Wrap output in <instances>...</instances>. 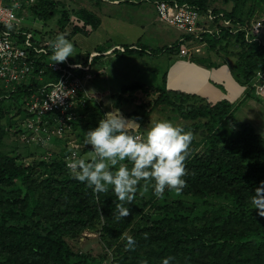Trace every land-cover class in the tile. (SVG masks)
Wrapping results in <instances>:
<instances>
[{
	"label": "trees",
	"instance_id": "1",
	"mask_svg": "<svg viewBox=\"0 0 264 264\" xmlns=\"http://www.w3.org/2000/svg\"><path fill=\"white\" fill-rule=\"evenodd\" d=\"M178 1L204 15L212 10L214 28L204 34L208 49L235 55L232 73L253 93L256 72L264 70V46L258 40L248 42L245 36L253 21L264 22V0ZM219 3L231 6L227 9ZM56 11L61 12L59 32L64 33L63 24H70L71 16L61 0H37L18 14L47 22ZM74 13L78 19L71 24L72 33H87V26L94 30L100 24L93 9L80 6ZM179 45L167 50L179 51ZM37 85L20 84L12 92L0 86L4 95L0 98V264H161L168 256L175 257L173 264H264V216L252 202L255 188L264 181V137L236 118L231 102L211 103L195 94L170 91L165 77L156 88L141 84L122 88L118 98L136 89L147 95L139 96L136 108L141 112L128 114L140 127L147 121L144 113L166 106L187 120L181 126L194 138L182 192L177 195L166 188L163 198H157L150 188L125 205L130 208L127 217L117 219L115 193L97 195L73 178L67 166L69 151L61 146V138L35 143L26 156L3 152L4 137L21 130L13 127H19L27 115L26 103ZM101 110L95 103L79 107L66 134L75 133L83 120L88 130L95 127ZM85 112H91L93 120L82 118ZM128 130L133 135L137 131L131 126ZM88 149L91 146L81 152ZM85 231L98 234L101 253L92 255L70 244ZM129 236L136 241L132 249L127 247Z\"/></svg>",
	"mask_w": 264,
	"mask_h": 264
},
{
	"label": "built area",
	"instance_id": "2",
	"mask_svg": "<svg viewBox=\"0 0 264 264\" xmlns=\"http://www.w3.org/2000/svg\"><path fill=\"white\" fill-rule=\"evenodd\" d=\"M36 1L0 0V83L10 92L20 84H38L26 103L27 115L21 121L20 134L23 142H40L45 145L51 143L55 137H64L76 119L77 109L87 106L90 96L85 91V83L94 76L91 67L93 57L97 54H89L84 63L69 59L65 62H54L51 47L53 40L45 39L39 31L34 35L19 21V10ZM119 1L124 0L111 2ZM125 1L151 3L161 21L175 26L198 43L204 41L205 33L211 32L208 28L209 22L216 17L211 9L204 15L198 8L178 0ZM229 23V19L224 21L225 25ZM262 26V19L253 21L249 32H246V40H257ZM116 48L125 51L120 46ZM195 50L199 51V48L183 44L179 47V54L189 56ZM47 75L52 77L46 79ZM251 86L255 94L264 98V70L256 72ZM3 96L0 95V98ZM135 135L140 136L137 133ZM77 153L79 152L74 149L66 157L67 160L79 158Z\"/></svg>",
	"mask_w": 264,
	"mask_h": 264
},
{
	"label": "clouds",
	"instance_id": "3",
	"mask_svg": "<svg viewBox=\"0 0 264 264\" xmlns=\"http://www.w3.org/2000/svg\"><path fill=\"white\" fill-rule=\"evenodd\" d=\"M51 47L54 62L75 56L73 42L63 34L55 38ZM129 122L119 109L105 113L85 133L84 147L91 146L89 154L67 164L73 178L85 183L93 193H115L119 201L117 219L129 215L130 208L125 205L132 204L141 186L144 193L151 188L157 198H163L166 188L177 195L182 192L194 138L191 131L168 119L157 120L141 138L129 132ZM252 202L253 209L264 216V181L255 188ZM135 243L133 237H127L129 249ZM174 260L168 256L161 264H173Z\"/></svg>",
	"mask_w": 264,
	"mask_h": 264
},
{
	"label": "rangeland",
	"instance_id": "4",
	"mask_svg": "<svg viewBox=\"0 0 264 264\" xmlns=\"http://www.w3.org/2000/svg\"><path fill=\"white\" fill-rule=\"evenodd\" d=\"M63 2V5L70 10V24H63L65 32H59L60 25L58 24V19L61 18V12L56 11L55 14L50 18L47 22H43L42 20H39L37 18L33 19L30 15L25 16V14H21L19 16L20 23L23 26H26L31 30L34 35H37V31L43 33L45 39H51L55 40V38L63 34L71 40L74 44V54L75 56L69 57L71 61H83L86 62V57L89 55L90 51L92 50H102V49H110L115 44L120 43H130V42H138L140 44L146 45L150 47V49L153 52H158L156 57H162V65H155L152 62H158L159 60H156L154 58H151L152 63V71L155 72L159 69L163 70L164 63H166V56H170V53L167 50L168 45L172 43H178V41L183 38V33L176 28L175 26L169 25L167 23H164L160 19H158L157 14L155 16L154 10L152 7H150L149 2H141L139 5L134 4L132 2L128 1H122L121 3H109V2H99V6H95L93 4V1L90 0H61ZM92 3V4H91ZM220 6H223V4L219 3ZM85 7L87 9H93L96 14L100 18V24L96 29H91V27L87 26L86 29L88 30L87 33L83 32H77L72 33V26L71 24H74L77 22L78 16L74 13L75 8L78 7ZM143 7H149V11H141ZM225 7H228V4L225 5ZM73 9V11L71 10ZM229 9V8H227ZM156 13V11H155ZM61 20V19H60ZM63 22H60L62 24ZM188 46H191L192 44L189 42L186 43ZM111 50H114L112 48ZM165 50V51H163ZM163 51V52H162ZM161 52V53H160ZM97 54L96 56H98ZM95 56V62L92 63V68L101 63L104 60V63H106L107 57L103 56ZM123 55L119 54L118 52L113 53V55L108 56V63H110L111 60L118 58V62H122L120 58H122ZM144 59V57L142 58ZM172 58L168 60L169 63H171ZM122 64V63H121ZM120 64V65H121ZM140 67H143V64L140 63ZM124 68L129 70L130 74H134L137 76V68L136 66H133L131 64L124 65ZM151 71V69H149ZM143 72V71H142ZM143 77L146 80L148 78H151L152 76H147L144 73L138 74V77ZM100 77H97L96 79H93L92 82L95 84L97 83V80ZM145 80V81H146ZM144 81V82H145ZM2 88L4 89V85H2ZM137 94L140 97L147 98V95H145L143 92L139 91ZM93 102V101H92ZM140 101H130L128 104H124L121 106L123 110H121L123 113H132L136 110L141 112V109H137L136 106ZM90 103V105H93L91 102L88 101L87 105ZM244 106V105H242ZM146 107V111L150 108ZM103 110V109H102ZM101 110V111H102ZM95 112V110H92ZM145 111V112H146ZM239 111V112H238ZM235 112V116L240 119L243 122H246L254 129L261 134L264 137V114L259 112L258 115H255L254 113H240V110ZM109 112V110H103L102 115L96 116L95 122L99 121L105 113ZM83 114L82 118L86 119H92V113L89 112L86 114ZM145 119L147 120L143 125L140 127V124L138 121L134 120L133 117L131 119L126 118L130 120L129 126L135 128L137 131V134H140L141 138L146 137L147 129L151 127L153 123H155L157 120L161 119H168L171 120L179 125L186 123L187 120L181 118L178 116L177 113L172 112L168 107L166 106H157L154 108L151 113L143 115ZM93 120V119H92ZM91 124H94L93 122ZM88 122L87 120H83L80 122L79 129L76 130L75 133H70L69 135L65 134L64 137H62L61 146L64 148H67L69 153L72 152L74 149L77 150V152L81 153L80 157L87 156L89 154V151L81 152L84 147V139H85V133L88 131ZM15 127V126H14ZM13 129L17 130L18 128L22 129L21 125L18 127H15ZM140 127V128H139ZM18 132V131H17ZM13 132H9L4 137L3 141V152L5 153H11V154H18V152L22 153L21 155L26 156L29 152L27 151L28 148L34 149V144L26 146L23 145V141L21 138V130L17 135L12 134ZM135 133V134H136ZM90 146V145H89ZM32 149V151H33ZM52 151H47L46 154L50 153ZM77 153V154H79ZM137 194H144L143 190L140 189ZM98 234L96 232L91 231H85L82 235V237L77 241H71L70 244L74 246L75 248H82L83 250H87L92 255H97L102 252V244L100 243V240L97 238ZM111 254V253H110Z\"/></svg>",
	"mask_w": 264,
	"mask_h": 264
},
{
	"label": "crops",
	"instance_id": "5",
	"mask_svg": "<svg viewBox=\"0 0 264 264\" xmlns=\"http://www.w3.org/2000/svg\"><path fill=\"white\" fill-rule=\"evenodd\" d=\"M90 1H93L94 7L99 6V2H109L116 4L114 2H111L112 0H100L99 2H96V0ZM121 2L122 1H119L117 3ZM128 2H132L138 5L141 3L135 1ZM150 5V7L153 8L154 14L156 16L155 8L151 3ZM225 5L226 4H223V6L221 7L230 8L231 6L230 4H228V7H225ZM141 11L148 12L149 7H143ZM25 16L28 15L26 14ZM212 24V22H209L208 28L211 29V31H213L214 28ZM41 34L44 37L43 33ZM183 35V38L178 41V43L180 44L179 46L183 44L187 45L186 43L190 41V43L192 44L191 46L194 45V47H198L199 51L195 50L189 56L180 55L179 51H168L170 53V56H166L167 62L163 64V70L159 69L157 71L156 69L155 72L152 71V63L161 66L162 57L160 56L157 58L156 55L158 54V52H153L150 47L138 42H130L127 44L118 43L113 45V47H111L110 49L90 51L89 54L96 53L99 54L98 56L107 57L104 58L107 59V61L106 63H104L103 60L101 63L97 64L94 69L92 68L91 71L94 76L85 83L86 93L89 94L90 99L95 104H99V106H101L103 110L107 109L109 111H113L114 109H119L124 117L131 119V117L128 115L129 113H123L121 111L123 110L121 106L126 103L128 104V102L130 101H139V95L137 94V92H139L141 89H136L131 92L125 93L121 98H118V95L122 92V88L127 85L136 84L145 85L150 88H156L163 85V77H165L166 88L170 91L195 94L211 103H215L220 100H227L232 103V106L235 108V112L240 110V113L242 112V114L243 112L254 113L255 115H258L259 112L264 114V98L258 96L254 92L250 94L248 86L236 80L232 73L231 67L236 60L235 55H226V53H224L223 51H221L220 54H216L215 51L208 49V45L205 39L203 42L198 43L195 40H191L193 39L191 38V36L185 34ZM257 40L264 46V22L262 29L257 36ZM173 44L174 43L168 45V47H172ZM117 46L125 48V51H120L116 48ZM112 48H114V50H111ZM127 48L132 51H128ZM115 52L123 55L122 58H120L122 62H118V58H115L111 60L110 63H108V56L113 55V53ZM143 57L144 59H146L145 61L142 60ZM149 57L159 61L152 62ZM171 58L172 61L171 63H169L168 60H170ZM72 62L84 63L83 61L78 60ZM92 62L94 64L95 58L92 60ZM140 63L143 64V67H140ZM128 64L139 68L136 71L137 76H135L134 74H130L129 70L123 67L124 65ZM149 69H151V71H149ZM140 73H144L147 76L152 77L146 80L142 76L138 77V74ZM51 77V75H47L46 79ZM97 77L100 78L95 84V82L93 83L92 80L96 79ZM85 113L87 114V112Z\"/></svg>",
	"mask_w": 264,
	"mask_h": 264
}]
</instances>
